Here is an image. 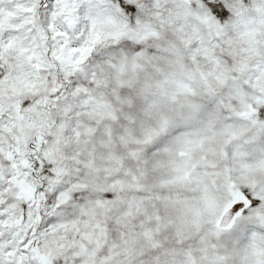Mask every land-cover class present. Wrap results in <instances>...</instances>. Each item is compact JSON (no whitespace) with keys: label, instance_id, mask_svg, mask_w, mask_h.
<instances>
[{"label":"snow or ice","instance_id":"6c2138e0","mask_svg":"<svg viewBox=\"0 0 264 264\" xmlns=\"http://www.w3.org/2000/svg\"><path fill=\"white\" fill-rule=\"evenodd\" d=\"M0 264H264V0H0Z\"/></svg>","mask_w":264,"mask_h":264}]
</instances>
